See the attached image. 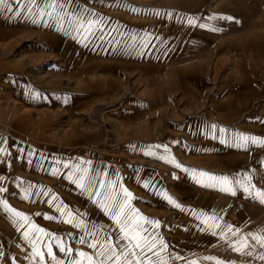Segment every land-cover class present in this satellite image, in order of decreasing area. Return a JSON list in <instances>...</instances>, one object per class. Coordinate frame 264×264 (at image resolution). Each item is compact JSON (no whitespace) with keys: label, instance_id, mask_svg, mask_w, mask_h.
Here are the masks:
<instances>
[{"label":"crops","instance_id":"crops-1","mask_svg":"<svg viewBox=\"0 0 264 264\" xmlns=\"http://www.w3.org/2000/svg\"><path fill=\"white\" fill-rule=\"evenodd\" d=\"M147 1L124 2L97 39L96 25L90 34L65 37L35 30L32 17L29 28L45 34L46 51L61 60L52 74L30 68L27 47L16 57L0 50V200L45 230L30 233L45 264H54L49 248L65 264H87L75 252L92 255L88 245L97 233L116 240L111 219L66 178L85 168L91 187L111 180L102 191L124 198L122 185L131 206L159 222L145 224L146 234L165 242L169 264H238L241 254L232 247L241 237L253 254L264 249L249 235L264 236V204L239 185L233 195L193 179L201 171L241 183L248 176L264 190V146H237V133L264 139V0ZM100 103L114 112L106 151L91 148L80 121ZM201 213L233 230L221 238L197 219ZM16 219L0 205V264H39L23 238L27 225ZM60 244L73 252H61Z\"/></svg>","mask_w":264,"mask_h":264},{"label":"snow or ice","instance_id":"snow-or-ice-1","mask_svg":"<svg viewBox=\"0 0 264 264\" xmlns=\"http://www.w3.org/2000/svg\"><path fill=\"white\" fill-rule=\"evenodd\" d=\"M70 3L71 0H68ZM31 4L35 3V0H30ZM8 8L9 12L14 10L8 6L6 0H0V8ZM53 9H58L54 12ZM18 11V10H17ZM83 12H88L87 9H82ZM55 15L57 27L61 30L67 29L69 32L74 33L76 36L83 35L85 33H91L94 26L99 24L100 21L95 19V13H89V17L86 18L84 15H76L71 13V11L66 7L64 2L57 3V0H51L50 3H46L43 7L39 9L38 15H34L32 22L34 24L49 22V18ZM231 20L232 17H227ZM65 20L67 23L65 24ZM189 23H194V21L189 20ZM201 28L207 27L206 25L201 24ZM212 31H217L218 29H211ZM37 95V93H33ZM214 127V126H213ZM221 133L224 132V129H220ZM251 140L253 144H259L264 146V139H259L256 136H247L242 133H237V146L244 147L248 141ZM221 143H225L222 139ZM0 151H3L0 148ZM150 154V153H145ZM163 159V157H161ZM175 163V161H169ZM177 168H180L181 165L175 164ZM185 171H190L184 169ZM87 169H83L82 172H78L77 175H69L68 179H72L76 187L81 189L93 204H96L100 210L108 216L113 224L118 228V233L116 235V240L109 239L107 234L104 236L94 237L93 241L89 243V247L92 248L93 254L88 255L85 252L77 251L75 252L76 257H83L86 259L87 264H169L168 259L165 258L166 254V245L165 242L159 237H153L151 234H146L147 229L145 224H150L153 227L158 225V221L147 220L145 217L141 216L136 209H134L129 203L132 199V194L121 185L123 191V197L118 198L115 192L108 193L102 191L105 187V183L109 188L112 187L113 182L111 180L105 182L103 179L96 181L99 184V187H91L90 183H86ZM2 179V178H0ZM193 179L196 180L197 184H204L209 188H218L221 192L230 193L235 195L236 187L239 185L243 188L245 193L252 195L260 203L264 204V190L255 189L252 184L249 182L250 178L248 176L244 177V183H241L240 180L232 181L228 176L225 175H212L207 172L201 171L199 173V178L193 174ZM148 187V185H145ZM5 189L0 187V193H4ZM94 193V194H93ZM165 200L170 205L179 208L180 205L176 203L170 196L166 193H161ZM50 204L54 203V200L49 201ZM0 205H3L5 210L8 213H11L14 218H18L13 221V223H20V227L23 228L27 225L26 229L23 232V238L28 240L32 247V255L34 257H39V264H45V257L43 252L38 248L36 240L33 239V235L43 233L45 230L42 228H37L36 225L29 222L28 216L21 212L17 211L7 205L3 200H0ZM57 210L63 216L65 209L58 207ZM68 217L72 216L71 212L67 213ZM197 219H201L202 223L206 224L209 229L214 230V234H218L221 238H224L225 231H232L233 226L228 225L227 228H223L215 216H209L204 213H201L197 216ZM143 221V223H141ZM22 222V223H21ZM65 223L73 224V219H65ZM75 226L80 227V222L75 221ZM216 229H220L219 232H215ZM19 230V229H18ZM239 231L238 229L236 230ZM31 233V234H30ZM252 238L256 241L261 248H264V236L256 235L255 233H249ZM116 241H119L117 243ZM231 246V245H230ZM61 252L72 253L71 248H65L62 244L59 245ZM248 249H252L249 251ZM232 250L240 253L241 255L253 254L255 250L252 245H250L246 238L241 237L240 241L232 247ZM48 258H51L54 264H65L64 261L57 260L52 253L51 248L47 252ZM214 259V258H206ZM260 259L264 260V254L260 255ZM68 264H81L80 260H73L70 258ZM195 264V261L192 262ZM215 264H223L220 260H215Z\"/></svg>","mask_w":264,"mask_h":264},{"label":"rangeland","instance_id":"rangeland-1","mask_svg":"<svg viewBox=\"0 0 264 264\" xmlns=\"http://www.w3.org/2000/svg\"><path fill=\"white\" fill-rule=\"evenodd\" d=\"M6 2L14 11L9 12L6 7L0 8V50L4 51L7 49V53H9L12 57H16L19 56L22 51L24 52V48L27 47V52L29 53V56L31 55V58L28 56L29 59H27V63L30 68L41 72V74L42 72L47 74L54 73L60 65L61 60L59 62V60L52 57L50 53L46 51L45 48L47 47V43L45 34L40 35L27 25L28 21L36 15L37 11H39V9L46 3H50L51 0H35L34 4H31L30 0H6ZM60 2H64L71 13L76 15H85L86 12L82 13V9H87L90 13H95L94 18L100 21V23L96 25L98 31L96 32L95 30L94 33V38L97 39L100 37V25L107 19V17L114 16L118 7L124 6L125 3H147L148 1L71 0L69 3L68 0H57V3ZM53 11L56 12L58 9H53ZM5 23H8L7 25H9V27L6 28V31H3L2 28H5ZM66 23L67 21L65 20V24ZM35 25L37 27H35V30L39 29L40 31V29L47 30L49 28L53 32L57 31L60 34H64L65 37H70L72 35V32H69L67 29L61 30L57 27L55 15L49 18V22L47 24L41 22ZM44 32L46 33L48 30ZM111 109L112 106L109 107L105 103H100L83 111L80 115V121L91 133V148L93 150L106 151L111 149V144H113V142L109 141L111 140L112 133L114 131L111 126V119L114 118V112H110ZM128 161L131 162L132 159H128ZM260 249L261 248H259V250ZM262 250L263 251H258L249 257L238 255V264H264V260L260 259V255L264 254V249Z\"/></svg>","mask_w":264,"mask_h":264}]
</instances>
